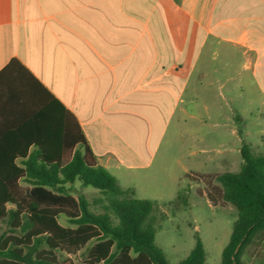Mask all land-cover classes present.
Here are the masks:
<instances>
[{"label":"crops","instance_id":"crops-1","mask_svg":"<svg viewBox=\"0 0 264 264\" xmlns=\"http://www.w3.org/2000/svg\"><path fill=\"white\" fill-rule=\"evenodd\" d=\"M197 67L234 149L264 154V0H0V155L57 153L65 109L119 183L150 167Z\"/></svg>","mask_w":264,"mask_h":264},{"label":"trees","instance_id":"trees-1","mask_svg":"<svg viewBox=\"0 0 264 264\" xmlns=\"http://www.w3.org/2000/svg\"><path fill=\"white\" fill-rule=\"evenodd\" d=\"M64 113L71 121L57 153L0 155V264H75L82 252L85 264H170L154 243L156 203L134 198L133 189L99 165L76 118ZM241 155L240 171L215 176L221 186L210 194L214 204L229 203L238 212L221 264H243L246 247L264 237V154L245 147ZM77 181L100 196L92 202L75 197ZM205 260L196 235L194 248L177 264Z\"/></svg>","mask_w":264,"mask_h":264},{"label":"rangeland","instance_id":"rangeland-1","mask_svg":"<svg viewBox=\"0 0 264 264\" xmlns=\"http://www.w3.org/2000/svg\"><path fill=\"white\" fill-rule=\"evenodd\" d=\"M198 70L199 67L181 96L182 103L176 105L150 167L118 176L122 187L133 189L134 198L156 203L154 243L170 264H177L189 255L196 244V235L204 246L205 264H221L222 252L238 216L231 204H214L210 199L213 187L221 186L215 176L238 173L243 157L234 149L240 142L232 140L229 126L221 128L216 124L215 105L225 104L216 86L208 85L203 96L199 93ZM188 106L195 118L184 116L182 110ZM71 194L83 195L89 202L100 196L97 190L82 187L78 181L71 187ZM91 209L102 211L99 206L92 205ZM60 222L68 225L65 219ZM6 228L3 226L2 230ZM84 254L73 257L75 264H85ZM241 261L264 262V237L246 247Z\"/></svg>","mask_w":264,"mask_h":264}]
</instances>
